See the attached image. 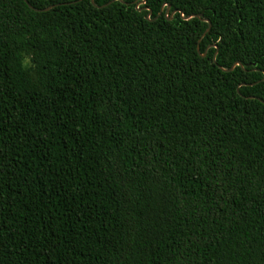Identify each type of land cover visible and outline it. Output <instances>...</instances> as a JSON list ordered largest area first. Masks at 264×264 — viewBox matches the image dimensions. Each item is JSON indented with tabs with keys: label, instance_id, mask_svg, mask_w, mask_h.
I'll use <instances>...</instances> for the list:
<instances>
[{
	"label": "trees",
	"instance_id": "1",
	"mask_svg": "<svg viewBox=\"0 0 264 264\" xmlns=\"http://www.w3.org/2000/svg\"><path fill=\"white\" fill-rule=\"evenodd\" d=\"M0 264H264V0H0Z\"/></svg>",
	"mask_w": 264,
	"mask_h": 264
},
{
	"label": "water",
	"instance_id": "2",
	"mask_svg": "<svg viewBox=\"0 0 264 264\" xmlns=\"http://www.w3.org/2000/svg\"><path fill=\"white\" fill-rule=\"evenodd\" d=\"M169 7H170V5L168 4L167 5V9H169ZM49 7H47V8H44V10H47ZM36 10H39V9H36ZM42 10V9H41ZM196 16H198V17H201V14H198V15H196ZM207 22H209V20H207ZM209 26H210V24H209Z\"/></svg>",
	"mask_w": 264,
	"mask_h": 264
}]
</instances>
